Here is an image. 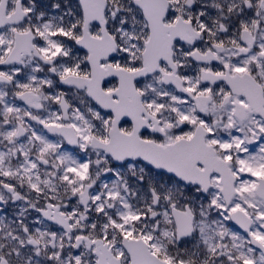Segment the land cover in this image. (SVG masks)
Segmentation results:
<instances>
[{
  "label": "snow or ice",
  "instance_id": "1",
  "mask_svg": "<svg viewBox=\"0 0 264 264\" xmlns=\"http://www.w3.org/2000/svg\"><path fill=\"white\" fill-rule=\"evenodd\" d=\"M0 264H264V0H0Z\"/></svg>",
  "mask_w": 264,
  "mask_h": 264
}]
</instances>
